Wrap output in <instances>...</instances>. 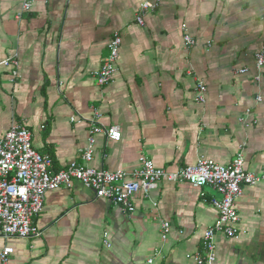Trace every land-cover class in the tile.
Masks as SVG:
<instances>
[{
    "label": "crops",
    "instance_id": "crops-1",
    "mask_svg": "<svg viewBox=\"0 0 264 264\" xmlns=\"http://www.w3.org/2000/svg\"><path fill=\"white\" fill-rule=\"evenodd\" d=\"M148 1L160 6L141 27L136 16ZM18 10L19 0H0V137L24 121L34 149L59 171L81 163L87 120L97 114L121 139L96 136L92 168L130 173L144 157L175 172L200 158L226 166L242 154L245 171L264 169V73L255 80L254 60L264 0H34L20 19ZM183 24L196 41L190 49ZM114 32L119 70L99 87L95 73ZM9 58L18 62L15 80L2 65ZM199 82L204 103L195 100ZM214 196L209 187L163 182L125 212L75 182L46 193L34 220L40 237L0 240V252L13 250L9 264H196L218 218L205 201ZM235 205L236 237L216 234L214 264H264V183L243 187Z\"/></svg>",
    "mask_w": 264,
    "mask_h": 264
},
{
    "label": "built area",
    "instance_id": "built-area-1",
    "mask_svg": "<svg viewBox=\"0 0 264 264\" xmlns=\"http://www.w3.org/2000/svg\"><path fill=\"white\" fill-rule=\"evenodd\" d=\"M159 2H144L140 4L136 16L137 24L144 27V17L159 8ZM34 7V0H19V10L16 18L30 13ZM183 42L190 49L196 41L190 36L186 25L181 26ZM122 38L114 32L107 48L108 56L102 66L95 73L96 84L99 87L107 86L114 80L119 70V54ZM257 76L264 73V43L254 55ZM3 66H12L13 80L18 76V62L9 58L2 62ZM238 74L246 73L245 69ZM206 86L199 82L195 88V100L205 102ZM256 101H262L257 97ZM249 111L247 110L246 114ZM78 117L71 118V122ZM244 123L245 119H241ZM89 125L87 145L81 152V163L72 162L66 168L52 170V159L47 154L38 153L32 144V134L24 121L14 122L7 133L0 137V240L9 238L31 239L42 235L34 223L41 213L45 195L49 191L59 188L71 189L75 182L84 188L92 190L96 199H105L125 212H132L133 199L139 194H148L159 188L163 182L174 184L188 183L194 188L209 187L217 196L205 200L218 213L213 226L208 228L202 239V252L194 255L196 264H214L216 260L215 236L223 233L228 238H235L236 225L239 216L236 211V200L241 196L243 187L255 186L264 183V169L259 174L245 171L242 154L226 166L216 164L211 160L200 158L195 165L180 168L175 172L156 168L153 163L144 157L140 158L139 167L130 173L110 172L89 166L93 160L96 136L103 135L107 141L119 142L121 133L119 127H105L99 121V116L87 120ZM170 232V224L162 223L161 238L166 240ZM106 246L110 245L106 243ZM13 250L4 248L0 252V264H9ZM148 264H155L149 259Z\"/></svg>",
    "mask_w": 264,
    "mask_h": 264
}]
</instances>
